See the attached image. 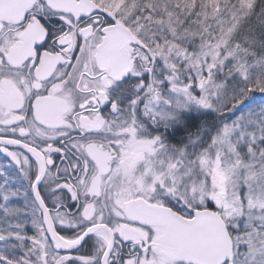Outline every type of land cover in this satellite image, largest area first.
I'll return each instance as SVG.
<instances>
[{
	"label": "snow or ice",
	"instance_id": "1",
	"mask_svg": "<svg viewBox=\"0 0 264 264\" xmlns=\"http://www.w3.org/2000/svg\"><path fill=\"white\" fill-rule=\"evenodd\" d=\"M0 264H264V0H0Z\"/></svg>",
	"mask_w": 264,
	"mask_h": 264
}]
</instances>
